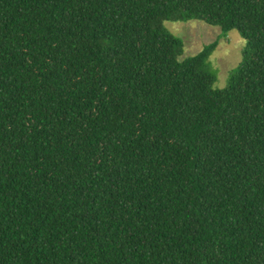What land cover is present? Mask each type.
Instances as JSON below:
<instances>
[{
    "label": "trees",
    "instance_id": "1",
    "mask_svg": "<svg viewBox=\"0 0 264 264\" xmlns=\"http://www.w3.org/2000/svg\"><path fill=\"white\" fill-rule=\"evenodd\" d=\"M0 264H264V0H0Z\"/></svg>",
    "mask_w": 264,
    "mask_h": 264
},
{
    "label": "rangeland",
    "instance_id": "2",
    "mask_svg": "<svg viewBox=\"0 0 264 264\" xmlns=\"http://www.w3.org/2000/svg\"><path fill=\"white\" fill-rule=\"evenodd\" d=\"M163 27L182 42L180 59L198 53L203 46L216 41V46L207 58V67L213 76L212 88H225L228 77L241 61L244 41L237 32L222 33L216 27L199 21L163 22Z\"/></svg>",
    "mask_w": 264,
    "mask_h": 264
}]
</instances>
